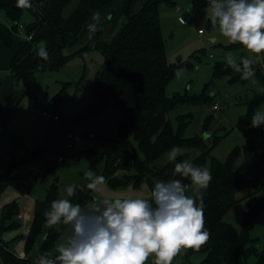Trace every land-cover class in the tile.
Instances as JSON below:
<instances>
[{
	"label": "rangeland",
	"instance_id": "obj_1",
	"mask_svg": "<svg viewBox=\"0 0 264 264\" xmlns=\"http://www.w3.org/2000/svg\"><path fill=\"white\" fill-rule=\"evenodd\" d=\"M122 1L114 0L99 12L101 22H109L104 36L107 42L119 32L125 21ZM146 1L148 0H136L135 10ZM172 1L173 5L161 3L160 11L166 58L169 65L178 68L176 77L166 89V96L170 100L176 96L202 100L200 103L178 106L169 114L168 119L174 132L182 138L203 139L208 149L213 148L203 166L210 173L212 158L226 162L235 151L240 152L235 162V168H238L244 160L241 151L246 144V138L237 129V124L248 113L250 104L264 94V61L253 65V68L259 70V73L255 72V83L241 78L232 81L229 76L216 78L215 68L217 64H226L225 56L228 53L236 58L237 63H240L241 56L255 58L254 55L239 44L228 43L219 33L218 26L211 24L208 18L209 6L195 12L193 5L196 0ZM80 2L81 0H71L64 16L72 15ZM0 22L10 29L13 28V22L3 10H0ZM31 22L29 14L25 12L18 28L21 25L29 28ZM92 22L90 19L83 27L79 46L64 51L67 59L62 67L36 75L35 83L39 94L35 100H32L31 94L24 93V87L16 82L10 72L11 59L19 42L26 40L27 29H18L13 48L0 46V110L8 104L17 105L10 121L0 128V176L6 175L5 166L12 160L16 141L24 142V148L15 153L17 161L23 160L27 151L39 150L37 157L16 168L13 173L16 181L0 197V225L5 209L10 205H17L18 216L14 223L19 226L12 227V222H9V229L3 233L2 239L10 251L20 258L25 255L24 258L34 260L50 235L53 239L48 244L46 253L50 256L56 254V245L62 242V237L69 234L71 229L66 226L60 232V225L50 228L44 222L30 256H26L37 205L48 204L49 209L53 200L61 198H67L73 203L75 196L67 197L65 189L68 185H74L78 198L84 197L81 207L88 211L93 193L86 187L88 181L84 178V172L92 170L99 175L104 168V162L98 164L96 155L90 152L121 141L120 127L126 123L125 114L110 102H102L97 96V92L103 90L98 85V77L106 63L104 54L99 50L74 53L86 44L89 38L87 25ZM261 55L264 56V53ZM207 99L211 100L206 101ZM215 105L220 107L217 112L213 110ZM262 109L264 102L255 112ZM44 113L51 117L44 116ZM183 118L187 120L184 127L181 126ZM69 133L81 138L72 150L66 145V135ZM127 137L131 146L137 147L132 130L128 131ZM186 153L190 154L188 160L194 164L199 152L183 149V154ZM58 158H63L64 162H56ZM49 159L53 161L49 162ZM169 163L171 162L165 155L156 166L162 168ZM133 174V171L130 172V175ZM125 175L124 172H118L116 177L122 178ZM106 188L118 197L150 198L151 183L144 179L136 185L128 183L111 187L106 179ZM250 193L251 190H248L239 195L240 201L227 212L223 221L238 233H243L246 214L262 207L249 232L250 237L256 240L255 249L245 263L257 264L258 255L264 253V188L255 195ZM186 194H193L191 187ZM27 215L29 216L26 217ZM206 258L207 254L200 250L185 249L172 264H202ZM153 260L154 257H150L147 264H153ZM0 264H3L1 258Z\"/></svg>",
	"mask_w": 264,
	"mask_h": 264
},
{
	"label": "trees",
	"instance_id": "obj_2",
	"mask_svg": "<svg viewBox=\"0 0 264 264\" xmlns=\"http://www.w3.org/2000/svg\"><path fill=\"white\" fill-rule=\"evenodd\" d=\"M114 0H81L76 11L69 17L64 11L71 0H31L32 7L21 9L17 0H0V10H3L13 28L0 22V46L11 49L16 43L19 22L26 12L31 18L27 29L28 36L33 39L21 41L10 62V72L18 84H22L25 94H31L32 100L38 97L39 90L35 77L39 72L56 70L66 62L64 51L75 49L80 44V34L83 27L91 19L94 12H100ZM173 5L172 0L155 2L148 0L136 11V0H123L122 9L125 21L119 32L107 42L104 36L109 22H101L99 30L87 40L86 44L77 49L75 54L90 50L101 51L106 63L99 73L98 85L103 90L97 92L102 102H110L116 109L125 114L126 123L120 127L121 141L107 144L103 149L90 152L96 155L98 164L104 162V168L99 175L108 179L111 187L134 183L135 185L147 179L151 189L157 181L171 179L181 180L185 185H191L189 178L174 173L177 162L188 160L186 153L176 161L159 168L156 163L161 160L171 148L177 146L189 151L199 152L194 165L203 167L210 157L213 148L208 149L203 139H184L174 132L168 119L169 114L183 104L200 103L202 99H186L176 96L173 100L166 96V89L176 77L178 68L168 64L166 47L161 27V3ZM210 0H196L194 11L199 12L209 6ZM43 44L49 55L47 61L37 55V50ZM254 72L259 70L254 68ZM215 77L229 76L232 81L241 78L225 63L217 64ZM262 77V76H261ZM263 79V77H262ZM211 99H207L209 101ZM264 102V94L258 96L249 106L248 113L242 117L237 129L245 136L246 144L241 151L244 156L242 164L235 168L239 151H235L228 161L221 162L211 159L212 180L203 191V212L205 229L209 239L199 250L207 254L202 264H245L246 259L255 249L256 240L250 237V230L257 221L262 207L248 212L245 219V230L238 233L223 219L227 212L239 201V195L251 190L255 195L264 188V125L252 126V116L255 109ZM17 105L8 104L0 110V128L5 127L14 115ZM187 120H181L184 127ZM132 130L137 147L128 141V131ZM217 141V139H216ZM24 148L22 140L16 141L12 160L5 166L6 175L0 176V197L5 189L16 181L14 171L21 163L38 156L39 150L27 151L23 160L17 161L15 153ZM134 172L130 175V172ZM118 172L126 175L117 178ZM191 187V186H190ZM189 187V188H190ZM188 188V190H189ZM187 190V191H188ZM73 204L84 203L82 197L75 194ZM48 210V204H38L34 216V224L26 248V256H30L38 235L42 232L45 222L43 213ZM18 216L17 205L8 206L0 225V258L3 264H33L31 258H20L14 255L3 241L2 235L12 227ZM66 226L60 225V232ZM53 236L47 238L46 245L38 253L45 254ZM37 255V256H38ZM257 264H264V253L258 255Z\"/></svg>",
	"mask_w": 264,
	"mask_h": 264
},
{
	"label": "clouds",
	"instance_id": "obj_3",
	"mask_svg": "<svg viewBox=\"0 0 264 264\" xmlns=\"http://www.w3.org/2000/svg\"><path fill=\"white\" fill-rule=\"evenodd\" d=\"M31 0H17V7L31 8ZM111 18L110 16L108 17ZM208 18L229 44H239L249 56L240 63L228 53L226 66L241 74V79L255 83L253 65L264 61V0H210ZM87 25L89 39L99 30L100 13L94 12ZM37 55L49 59L41 44ZM264 125V109L252 116V126ZM183 149L174 146L166 154L174 162ZM174 173L189 178L193 194L187 195L189 185L181 180L157 181L150 198L118 197L106 188V179L92 170L84 172L86 187L93 193L89 210L67 198L56 199L43 215L48 227L69 226L71 231L55 247V255L40 254L33 264H172L185 249H199L207 243L203 191L212 180L210 171L197 167L190 160L174 165ZM66 196L75 195V186L68 185Z\"/></svg>",
	"mask_w": 264,
	"mask_h": 264
},
{
	"label": "built area",
	"instance_id": "obj_4",
	"mask_svg": "<svg viewBox=\"0 0 264 264\" xmlns=\"http://www.w3.org/2000/svg\"><path fill=\"white\" fill-rule=\"evenodd\" d=\"M183 23H185V22H183ZM20 30H25V27L21 25L20 26ZM200 33H202V32H200ZM26 39L28 41H31L33 39V37L32 36H27ZM213 110L216 111V112L219 111L220 110L219 105H215L213 107ZM43 115L44 116L51 117L50 115H47L46 113H44ZM55 120H58V117H55ZM80 141H81V138L79 136H76V135L71 134V133H69V134L66 135V145H67V148L70 149V150H72L74 148L75 144L78 143V142H80ZM52 161H53L52 159H49V162H52ZM56 162L62 163V162H64V159L63 158H58L56 160Z\"/></svg>",
	"mask_w": 264,
	"mask_h": 264
},
{
	"label": "crops",
	"instance_id": "obj_5",
	"mask_svg": "<svg viewBox=\"0 0 264 264\" xmlns=\"http://www.w3.org/2000/svg\"><path fill=\"white\" fill-rule=\"evenodd\" d=\"M29 215H27L26 217H28ZM20 219H22V218H20ZM25 257V255H21V258H24Z\"/></svg>",
	"mask_w": 264,
	"mask_h": 264
}]
</instances>
